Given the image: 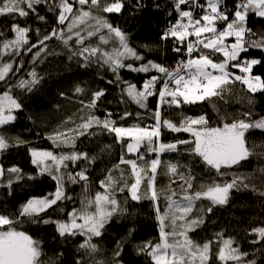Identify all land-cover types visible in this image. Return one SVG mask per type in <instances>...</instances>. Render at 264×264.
<instances>
[{
  "label": "snow or ice",
  "instance_id": "6c2138e0",
  "mask_svg": "<svg viewBox=\"0 0 264 264\" xmlns=\"http://www.w3.org/2000/svg\"><path fill=\"white\" fill-rule=\"evenodd\" d=\"M126 7L141 11L147 5L143 0H135V3L132 0H0V16L13 20L10 28L12 38L0 32V82L6 86L0 93V153L14 146L10 141L14 140L16 145L25 143L7 132V126L17 119L15 111L23 108V101L14 93L17 89L31 93L40 84L43 77L37 73L36 65L47 56L56 54L50 51L48 44L53 38L63 46L68 59H75L80 67L96 65L110 72L114 79L107 80V83L120 87L121 102L134 103L148 112L151 118V123H148V117L137 112L138 122L124 126L123 122L133 113L125 110L117 121L113 118L115 114L106 109L103 119L88 114L74 128L54 130L47 137L52 141V150L30 148L31 163L41 175L47 174L55 181V190L28 198L18 212L0 209V264H59L58 258H48L45 262L41 241L26 231L18 230L22 222H37L38 218L44 224H55L61 237L83 238L77 245L75 264H122V240L117 241L110 256L93 241L103 236L106 225L114 217L128 212L117 198L118 193L125 192L132 201L149 200L152 203L159 226L158 240L136 246L137 254L146 255L150 264H212L213 259L220 264H257L255 260H246L249 253L241 251L235 239L225 238L223 232L203 243L189 235L204 223L202 218L187 219L196 202L206 199L212 206L226 205L233 190L249 188L246 177L233 174L230 180L222 183L213 180L207 186L202 185L200 191H192L195 177L191 172L185 175L179 164L171 162L166 165L165 174L173 177L171 184L180 181L179 190L171 187L159 189L156 177L162 164L161 154L176 152L181 145L187 146L190 154L200 158L207 168L215 170L218 178L226 175L224 169L240 166L256 154L249 146L246 134L254 129L264 131V116L254 119L255 114L247 111L239 120L219 117L222 126L210 127L207 114L185 115L177 124L165 118L163 110L179 109L213 97L223 99L234 82L246 85L251 93L264 91V78L253 75V66L264 64V60L242 57L250 48L264 49V32L256 33L247 27L250 14L264 18V0H234L231 10L226 6V0H173L169 15H175L176 19L169 21L160 39L173 41L172 51L180 57L175 66L149 59L148 53L152 51L149 45L142 46L146 51H138L132 46L129 34L108 19L107 14H122ZM154 7L159 8V4ZM42 9L45 14H41ZM196 9L201 12L194 16ZM48 14L54 16L55 22L50 31L42 32L39 28L16 22L17 18H30L50 24L46 19ZM33 32L35 43L30 39ZM230 37H234V42L226 43ZM29 53L32 54L33 67L26 73L27 78L15 79L25 67L23 57ZM217 54L223 56L219 62L213 59ZM231 69H237L239 74ZM122 70L143 73L147 78L138 87L122 78ZM14 79L13 84L11 81ZM74 91L81 94L85 89L76 86ZM105 91H92L87 104L80 101L82 107L99 111ZM60 95L64 96V93ZM150 98L156 100L154 110L149 109ZM97 128L114 136L115 141L125 148L120 163L113 168L119 169L121 164L130 166L131 182L124 180L123 171L118 180L113 176V170L107 169V175L99 181L103 191L96 192L94 197L85 196L79 208L73 207L66 213V220L42 219L41 214L46 215L53 206L59 208V203L72 199L66 192L67 183L83 182L87 189L88 173L97 157L88 151H76V143L81 137L96 136ZM165 129L190 133L192 139L165 143L161 139ZM65 147L69 150L64 151ZM110 149L111 145H104L100 151ZM152 154L155 158L147 159ZM126 155L135 156V159H127ZM81 163L83 167H80ZM69 164L73 165L72 170H69ZM77 167L79 171L75 170ZM24 178L19 167L5 168L0 163V186L11 190L15 182ZM5 180L6 184L3 183ZM252 190L255 191L254 188ZM258 194L264 197V192ZM59 210L64 212L63 208ZM206 211L211 213L213 207ZM132 231L129 230V236ZM250 234L256 236L251 242L253 245L264 243V222L252 227ZM217 242L218 251L213 253V245Z\"/></svg>",
  "mask_w": 264,
  "mask_h": 264
},
{
  "label": "trees",
  "instance_id": "16d2710c",
  "mask_svg": "<svg viewBox=\"0 0 264 264\" xmlns=\"http://www.w3.org/2000/svg\"><path fill=\"white\" fill-rule=\"evenodd\" d=\"M143 2L147 7L141 11L126 7L122 14H107L108 19L129 34L132 46L136 47L138 51H146L142 46L149 45L152 48V51L148 53L149 59L162 62L166 66H175L180 57L172 51L173 41L160 39L161 34L168 27L169 21L174 22L176 19L175 15H169L173 8V0H143ZM235 2H239V0H235ZM132 3H135V0H132ZM157 3L159 8L154 7ZM233 3L234 0H226V6L230 10ZM41 14H45L43 9ZM46 19L51 23L46 24L30 18H17L16 22L21 23L22 26L30 25L33 29L39 28L42 32L50 31L51 27H55L54 16L48 14ZM12 23L11 17L0 16V32L4 33L7 38H12L10 32ZM217 27L220 28L221 25L218 24ZM247 27L256 33L264 32V18L250 14ZM256 38L258 37H253V39ZM30 39L32 43H35V32L30 34ZM48 44L50 51L56 54L49 55L42 62L37 63L36 71L39 76L43 77L40 84L31 93L22 92L19 89L14 93L23 101V108L15 111L14 114L17 119L14 124L7 126V132L13 137H19L25 143L16 145L14 140L10 141L14 146L0 153V163H3L5 168L17 166L25 177L23 180L15 182L11 190L0 186V209H7L11 213L18 212L20 205L25 203L28 198L43 196L55 190V181L47 174H40L39 169L31 163L29 152L30 148L35 147L52 150V141L47 137L54 130L66 131L68 128H74L88 114L97 115L103 119L106 109L115 114L113 118L117 121H119V114L123 111L127 110L133 113L132 117L123 122L124 126L138 122L137 112L148 117L146 122L151 123V118L144 109H140L130 101L121 102L120 87L107 83V80L114 79L110 72L96 65L88 68L80 67L75 59H68L67 52L55 38ZM31 56L32 54L29 53L23 57L25 67L15 79L27 78L26 73L33 67ZM242 57L264 60V49L250 48L246 56L242 54ZM5 59L7 60V58ZM213 59L219 62L223 56L217 54ZM231 71L239 74L238 70L231 69ZM253 75H260L264 78V64L253 66ZM121 76L124 80L135 83L138 87L147 78L146 74L127 70H122ZM15 79L11 81L13 84ZM76 86L83 87L85 92L75 93ZM5 88V84L0 82V93ZM99 89L106 90L99 111L83 108L80 101L87 104L90 100V93ZM60 93H64V96H61ZM155 104V98H150L149 109L154 110ZM247 111L255 114L254 119L264 116V91L251 93L246 85L234 82L224 94L223 99L213 97L194 105H184L179 109L166 108L163 110V115L179 124L185 115L207 114L209 126L216 127L222 126L219 117H226L229 121L231 119L239 120L244 118L243 113ZM95 131L96 136L81 137L76 143V151H88L90 155L97 157L88 173L87 189H85L83 182L79 184L67 183L66 192L72 199L62 203L58 202L59 208L53 206L46 215L41 214L42 219L66 220V213L71 211L73 207L79 208L81 200L85 196L94 197L96 192L103 191L99 186V181L107 175V169H112L113 176L118 180L121 171H123L124 180L131 182L130 166L121 164L119 169L113 168L114 165L120 163V156L125 153V148L115 141L114 136L101 132L98 128ZM246 137L249 146L254 149L256 154L240 166L224 169L223 171L226 173L224 177L218 178L215 170L207 168L200 158L190 154L187 146L181 145L176 152L161 154L162 164L161 168L158 169L156 182L159 189L167 190L171 187L179 190L180 181L177 180L175 184H171L173 177L165 174L166 165L169 162L179 164L180 171L184 172L185 175L191 172L195 177L192 191H200L202 185L207 186L213 180L218 183L230 180L233 174L246 177L249 188L247 190H233L226 205L212 206L211 202L206 199L196 202L187 219L202 218L204 223L191 231L189 235L193 240L203 243L214 238L216 233L223 232L225 238L232 237L235 239L241 251L249 253L248 257L245 258L246 260L251 259L255 260L257 264H264V251L261 250L264 249V243L253 245L251 242L256 239V236L250 234L252 227L264 222V197L258 194L264 192V155L261 154L264 153V131L250 130ZM161 139L167 143L176 140H190L192 136L187 132L177 133L165 129ZM104 145H111L110 151L101 152L100 149ZM63 150L68 151L69 149L65 147ZM56 151L58 152L60 149H56ZM126 158L135 159V156L126 155ZM153 158H155V154L147 156L149 160ZM83 166L81 163L80 167ZM72 168L73 165L69 164V170ZM75 170L79 171V167ZM115 173H118V177L115 176ZM29 177L32 178L29 179ZM3 183L6 184V180ZM253 188L255 191L252 190ZM127 197V192L117 195L118 200L122 202V206L127 207L128 212L122 216L114 217L106 225L103 236L94 239L93 242L97 243L107 256H110L112 250L117 246V241L122 240L124 242L122 264H150L146 255L137 254L136 246L142 242L158 240L159 226L152 203L149 200L132 201ZM163 204L162 200L161 205L163 206ZM208 207H213L211 213H207ZM60 208H63L64 212H60ZM130 229L133 230L131 236H129ZM18 230L26 231L34 239L41 241L45 253L42 259L45 262L48 258H58L59 264H75V260L78 258L77 245L83 239L82 237H61L56 231L55 224H44L40 222L39 218L37 222H22L18 226ZM218 248L219 243L217 242L213 245L212 252L216 253ZM60 253L63 255L60 256ZM212 264H220V262L213 259ZM228 264H234V262H228Z\"/></svg>",
  "mask_w": 264,
  "mask_h": 264
},
{
  "label": "rangeland",
  "instance_id": "374dc122",
  "mask_svg": "<svg viewBox=\"0 0 264 264\" xmlns=\"http://www.w3.org/2000/svg\"><path fill=\"white\" fill-rule=\"evenodd\" d=\"M234 37H230V38H228L227 39V41H226V43H233L234 42V39H233ZM222 55V54H221ZM233 70H237V69H233ZM166 143V142H165ZM115 176H117L118 177V173H115ZM159 228V227H158Z\"/></svg>",
  "mask_w": 264,
  "mask_h": 264
},
{
  "label": "built area",
  "instance_id": "2783aa9c",
  "mask_svg": "<svg viewBox=\"0 0 264 264\" xmlns=\"http://www.w3.org/2000/svg\"><path fill=\"white\" fill-rule=\"evenodd\" d=\"M197 12H201V10H200V9H196V10L194 11V15H195ZM178 60H179V59H178Z\"/></svg>",
  "mask_w": 264,
  "mask_h": 264
}]
</instances>
